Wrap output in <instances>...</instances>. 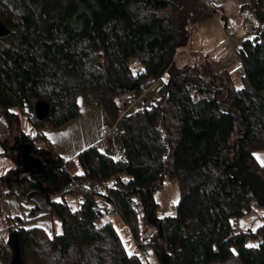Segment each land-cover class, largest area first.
Masks as SVG:
<instances>
[{
	"label": "trees",
	"instance_id": "obj_1",
	"mask_svg": "<svg viewBox=\"0 0 264 264\" xmlns=\"http://www.w3.org/2000/svg\"><path fill=\"white\" fill-rule=\"evenodd\" d=\"M244 9L257 29L237 49L244 85L236 87L230 72L216 74L209 62L181 67L173 60L189 43L190 26L219 12L206 0H0V113L20 108L36 129L3 142V153L18 160L20 144L45 163L39 175L22 166L15 177L1 175L0 200L26 196L30 214L56 215L62 224L50 234L21 215L1 219L18 235L23 264H144L112 220L96 224L106 205L137 240L143 209L157 228L151 243L160 264H264V223L236 228L257 202L231 166L236 143L239 162L264 176L254 155L264 149V0ZM156 86L151 105L136 108ZM123 93L122 108L116 96ZM78 95L118 122L123 155L96 145L67 161L51 154L45 130L78 115ZM165 176L178 180L180 198L172 214L157 217L153 192ZM72 182L78 186L68 189ZM68 193L78 208L54 199ZM12 260L0 234V264Z\"/></svg>",
	"mask_w": 264,
	"mask_h": 264
},
{
	"label": "crops",
	"instance_id": "obj_2",
	"mask_svg": "<svg viewBox=\"0 0 264 264\" xmlns=\"http://www.w3.org/2000/svg\"><path fill=\"white\" fill-rule=\"evenodd\" d=\"M206 1L215 5L219 12L213 17L190 26L189 43L177 51L173 60L181 67L199 62H209L214 73L222 74L228 71L232 77V67L238 65L242 68V62L237 52L238 47L243 39L252 36L257 29L254 13L249 9L242 10L243 6L248 5L251 0ZM232 27H236L237 32L228 36L227 32ZM241 75L242 71L239 73L240 77ZM77 103L78 115L75 118L60 127L45 130L51 154L67 161L75 159L85 148L96 145L103 152L115 157L116 139L105 137L106 127L110 125L111 121L104 110L98 105L87 104L81 95L77 96ZM24 134L30 133H26L21 116L15 110L12 116L0 113V143L9 144L13 138L21 139ZM31 202H25V210H28V215H21L26 219L25 225L42 227L51 234L52 230L47 225L40 226L31 223H37L39 220L52 222L54 215L44 212L30 214L33 207Z\"/></svg>",
	"mask_w": 264,
	"mask_h": 264
},
{
	"label": "rangeland",
	"instance_id": "obj_3",
	"mask_svg": "<svg viewBox=\"0 0 264 264\" xmlns=\"http://www.w3.org/2000/svg\"><path fill=\"white\" fill-rule=\"evenodd\" d=\"M130 66L132 67L133 71H137L140 68V64L138 59L132 58L130 59ZM231 69L232 73V81L236 87H243L244 82L243 79L239 76V73L242 71V68L238 65H235ZM157 89L158 86L154 87L152 91H150L147 95H144V99H140L137 107L142 106H149L151 105L154 98L157 96ZM129 97L128 93H123L116 96V101L119 105L123 108V104L127 102ZM22 119V123L25 127L27 136H32L36 133V129L33 128L32 123L28 119V117L22 112L20 108L14 109ZM117 122V121H114ZM111 122L110 124L114 123ZM21 147L20 144H18ZM17 145V149H19ZM117 147V148H116ZM0 148L4 150V144L0 143ZM0 149V176L1 175H11L15 177V173L21 166L19 160L13 159L8 155L3 153V150ZM118 150V151H117ZM115 157L123 155L122 150V142L121 138L117 137L115 142ZM256 159L264 164V149L256 150L254 152ZM77 169L80 170V166H77ZM154 199L158 203L155 215L157 217H162L165 215L172 214L175 210V205L179 201L180 198V188L179 183L176 178H169L168 176L164 177L163 185L160 188H157L153 192ZM54 199L59 201H67L69 206L72 209H76L80 205V200L78 197L74 196L73 194H57L54 196ZM31 202V200L24 196L20 198L16 197H9L5 198L4 200H0V234L6 240L8 239L9 231L7 230L8 223L5 220H1L5 218L6 215L8 216H15V215H28V210L26 211L25 202ZM32 203V202H31ZM100 203L103 205V202L100 200ZM104 214L96 220L97 225H102L108 220H112L113 224L117 228L122 238L124 245L126 246L127 250L131 254H138L143 259L144 264H160V258L157 255L155 248L153 246L152 239L154 233H156L157 228L153 225L148 219H146L143 215V209L139 208L138 213V232H139V239L137 240L130 227L123 222L119 214L112 211L109 205H106L104 208ZM150 218V216L148 217ZM41 221V222H39ZM37 223H31L32 225H40V226H48L54 233H61L62 232V224L60 219L54 215L52 216L51 221L39 220ZM264 223V206L256 205L253 207V210L249 213H246L242 217L238 219L236 222V228L239 230H248L251 229L255 231L258 226ZM28 223V225H31ZM52 227V228H51ZM147 242V243H146ZM143 243H146L145 246H141ZM246 243L248 245H255L257 244V240L252 237H247Z\"/></svg>",
	"mask_w": 264,
	"mask_h": 264
},
{
	"label": "water",
	"instance_id": "obj_4",
	"mask_svg": "<svg viewBox=\"0 0 264 264\" xmlns=\"http://www.w3.org/2000/svg\"><path fill=\"white\" fill-rule=\"evenodd\" d=\"M46 110L44 103L37 105V113L42 116ZM234 150L233 162L231 166L234 167L233 176L241 183L249 187L256 197L257 205L264 206V176L259 172L251 171L248 166L239 162L240 154L237 151L236 143L232 145ZM18 160L25 171L33 175H39L45 170V163L37 156L31 154L30 149L26 146H21L18 152ZM8 241L13 249V260L11 264H23L19 255V238L17 233L10 232Z\"/></svg>",
	"mask_w": 264,
	"mask_h": 264
},
{
	"label": "built area",
	"instance_id": "obj_5",
	"mask_svg": "<svg viewBox=\"0 0 264 264\" xmlns=\"http://www.w3.org/2000/svg\"><path fill=\"white\" fill-rule=\"evenodd\" d=\"M236 32H237V28L232 27L228 30L227 34H228V36H231L233 34H236ZM119 133H120V129H119L118 122H114V123H112L106 127L105 137L111 138V139H117V137H119ZM40 142H42V141H40ZM77 186H78V184L76 182H72V184L69 185L68 189H72V188H75ZM254 206L255 205H253V207Z\"/></svg>",
	"mask_w": 264,
	"mask_h": 264
}]
</instances>
